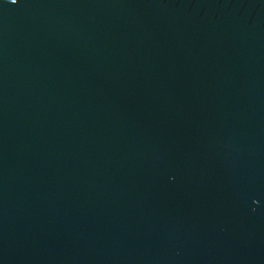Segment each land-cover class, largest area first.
I'll return each instance as SVG.
<instances>
[{
  "label": "water",
  "instance_id": "water-1",
  "mask_svg": "<svg viewBox=\"0 0 264 264\" xmlns=\"http://www.w3.org/2000/svg\"><path fill=\"white\" fill-rule=\"evenodd\" d=\"M0 264H264V0H0Z\"/></svg>",
  "mask_w": 264,
  "mask_h": 264
}]
</instances>
